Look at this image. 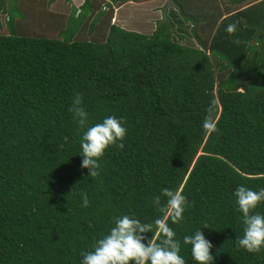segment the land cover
Segmentation results:
<instances>
[{
  "label": "trees",
  "instance_id": "1",
  "mask_svg": "<svg viewBox=\"0 0 264 264\" xmlns=\"http://www.w3.org/2000/svg\"><path fill=\"white\" fill-rule=\"evenodd\" d=\"M122 1L85 0L46 38L21 34L25 21L12 23L0 0V264H79L115 217H159L165 187L187 197L184 219L169 221L186 264L197 262L182 238L197 228L213 264H264V250L235 243L244 225L233 194L264 187V0L207 2L201 14L182 8L194 0H171L180 12L165 10L150 34L112 23ZM85 26L90 39L79 37ZM76 93L84 126L68 110ZM106 115L128 134L90 177L79 140Z\"/></svg>",
  "mask_w": 264,
  "mask_h": 264
},
{
  "label": "clouds",
  "instance_id": "2",
  "mask_svg": "<svg viewBox=\"0 0 264 264\" xmlns=\"http://www.w3.org/2000/svg\"><path fill=\"white\" fill-rule=\"evenodd\" d=\"M236 23L227 25L226 31L233 33ZM69 112L81 126L88 124V112L83 106L80 93L74 96ZM205 130H215L211 116L205 117ZM128 129L122 117L106 115L102 121L87 126L79 140L81 168H87V176L96 177L100 171V159L111 145L123 147ZM235 202L243 217V235L236 245L250 253L264 250V214L254 211L264 202V187L254 190L243 184L234 190ZM162 198L165 203L162 205ZM82 207L90 203L87 193H81ZM153 203L160 207L161 215L153 222H144L134 214H123L113 219L109 231L97 239L92 250L80 254L79 264H186L180 254L181 240L170 226L184 219L187 197L177 190L163 188L154 197ZM155 226V232L153 228ZM148 233H151L149 236ZM190 246L191 256L197 264H213V245L201 228L182 238Z\"/></svg>",
  "mask_w": 264,
  "mask_h": 264
},
{
  "label": "rangeland",
  "instance_id": "3",
  "mask_svg": "<svg viewBox=\"0 0 264 264\" xmlns=\"http://www.w3.org/2000/svg\"><path fill=\"white\" fill-rule=\"evenodd\" d=\"M84 1L10 0L11 12L8 13L12 23L25 21L19 27V29H23L21 34L57 38L58 32L67 26L73 8L80 9ZM103 7H105V11L110 12L106 4H100V8ZM116 7L113 23L122 28L146 34H150L156 28L158 21L166 18L165 10L168 12L173 9L180 12L176 5L171 4V0H123ZM7 17L8 15L5 13L0 14V34L8 33ZM86 29L87 26L81 28L80 38L90 39ZM186 42L195 44L193 39H187L184 43Z\"/></svg>",
  "mask_w": 264,
  "mask_h": 264
},
{
  "label": "crops",
  "instance_id": "4",
  "mask_svg": "<svg viewBox=\"0 0 264 264\" xmlns=\"http://www.w3.org/2000/svg\"><path fill=\"white\" fill-rule=\"evenodd\" d=\"M75 1V0H74ZM215 1H219V0H194L193 2H191V4H189L188 6L185 4L182 8L184 10H186L188 13H196V14H201L202 11L208 9V3L207 2H210V3H215ZM256 2V0H254ZM203 2V3H202ZM116 6L113 7V17L112 19L114 18V14H115V11H116ZM2 12V11H1ZM112 21V20H111ZM113 23V22H112Z\"/></svg>",
  "mask_w": 264,
  "mask_h": 264
}]
</instances>
